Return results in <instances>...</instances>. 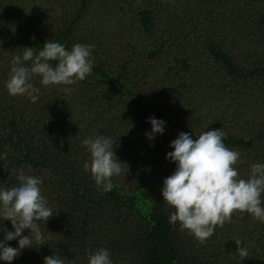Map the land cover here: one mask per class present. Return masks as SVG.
Returning <instances> with one entry per match:
<instances>
[{
    "label": "trees",
    "instance_id": "trees-1",
    "mask_svg": "<svg viewBox=\"0 0 264 264\" xmlns=\"http://www.w3.org/2000/svg\"><path fill=\"white\" fill-rule=\"evenodd\" d=\"M95 2L106 4L105 19L92 25L86 18ZM46 40L94 45L91 75L47 87L34 76L35 103L9 95L12 57ZM149 117L166 122L154 140L145 136ZM218 128L241 153L240 178H249L251 165L264 163V0H0V154L10 169L41 177L58 212L41 224L52 239L11 264H44L53 253L65 264H88L89 251L101 247L113 264H264V222L251 214L234 212L203 244L168 222L174 209L162 187L176 168L166 159L170 143L180 132L195 139ZM95 135L111 137L128 165L110 191L83 168L90 153L82 141ZM3 165L0 188L15 186ZM3 228L11 231V222L0 220Z\"/></svg>",
    "mask_w": 264,
    "mask_h": 264
},
{
    "label": "clouds",
    "instance_id": "clouds-1",
    "mask_svg": "<svg viewBox=\"0 0 264 264\" xmlns=\"http://www.w3.org/2000/svg\"><path fill=\"white\" fill-rule=\"evenodd\" d=\"M94 47L76 43L68 49L52 40H46L41 50L23 47L22 54L14 55L10 62L6 81L9 95L26 96L35 103L40 89L31 82L34 76H39L45 87L69 86L85 80L93 70ZM64 91L71 89L65 87ZM147 122L151 125V131L145 133L149 140L164 133L165 121L149 117ZM225 136L220 128L204 131L195 139L188 132H180L170 143L174 150L166 154V159L176 164L162 187L163 201L174 209L168 222L179 223L182 230H187L201 244L214 235L217 226L230 223L234 212H246L264 222V163L252 164L249 178H240L234 166L243 163L241 153L225 145ZM82 145L90 153V162L83 164L84 170L91 173L97 187L110 191L112 178L128 173V165L125 169L126 162L114 150L115 142L111 137L95 135L85 138ZM7 159V153L0 154L4 171L14 172L18 183L0 188V220L10 221L12 227L11 231L0 229L4 233L0 239V260L11 264L24 249L35 248L34 244L46 245L52 239L50 234L45 235L41 224L46 225L58 212L53 211L42 194V178L26 174L24 168L10 169ZM25 231L28 234L22 235ZM13 240L18 241V246L9 244ZM234 241L242 260L248 258V248L241 247L243 241ZM44 264H65V258L53 253L44 258ZM88 264H113L110 250L103 247L90 250Z\"/></svg>",
    "mask_w": 264,
    "mask_h": 264
},
{
    "label": "rangeland",
    "instance_id": "rangeland-1",
    "mask_svg": "<svg viewBox=\"0 0 264 264\" xmlns=\"http://www.w3.org/2000/svg\"><path fill=\"white\" fill-rule=\"evenodd\" d=\"M104 6H106L105 3L98 4L95 2L93 4V7L90 9L89 14L86 18L87 23L94 25V24H97L99 21H103L105 18L100 12H103L105 10ZM129 17H131V15H129ZM110 31H111V27H110ZM168 61H170L169 58H168ZM252 103H254V100L252 101Z\"/></svg>",
    "mask_w": 264,
    "mask_h": 264
}]
</instances>
